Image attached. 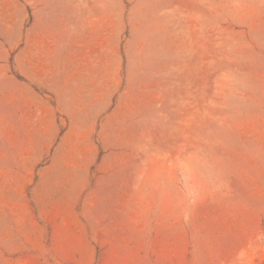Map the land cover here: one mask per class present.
Returning a JSON list of instances; mask_svg holds the SVG:
<instances>
[{
  "label": "rangeland",
  "instance_id": "rangeland-1",
  "mask_svg": "<svg viewBox=\"0 0 264 264\" xmlns=\"http://www.w3.org/2000/svg\"><path fill=\"white\" fill-rule=\"evenodd\" d=\"M0 264H264V0H0Z\"/></svg>",
  "mask_w": 264,
  "mask_h": 264
},
{
  "label": "crops",
  "instance_id": "crops-1",
  "mask_svg": "<svg viewBox=\"0 0 264 264\" xmlns=\"http://www.w3.org/2000/svg\"><path fill=\"white\" fill-rule=\"evenodd\" d=\"M57 80L59 81L60 80V89L64 90V93H62L63 97H68V96H73V93H72V87L69 89L68 87V74L65 72H60L57 74ZM65 89H68V92H65Z\"/></svg>",
  "mask_w": 264,
  "mask_h": 264
}]
</instances>
